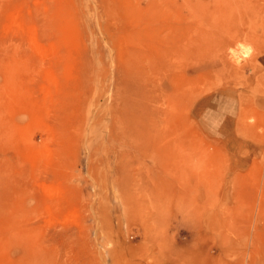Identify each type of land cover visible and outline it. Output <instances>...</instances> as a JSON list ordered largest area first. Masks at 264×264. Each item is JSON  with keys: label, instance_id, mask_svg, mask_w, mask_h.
<instances>
[{"label": "rangeland", "instance_id": "obj_1", "mask_svg": "<svg viewBox=\"0 0 264 264\" xmlns=\"http://www.w3.org/2000/svg\"><path fill=\"white\" fill-rule=\"evenodd\" d=\"M0 264H264V0H0Z\"/></svg>", "mask_w": 264, "mask_h": 264}]
</instances>
